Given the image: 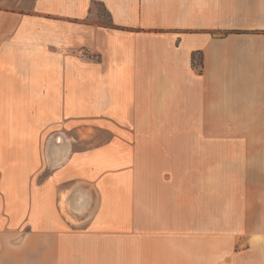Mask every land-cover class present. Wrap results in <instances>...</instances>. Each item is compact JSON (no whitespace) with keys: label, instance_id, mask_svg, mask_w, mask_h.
Returning <instances> with one entry per match:
<instances>
[{"label":"crops","instance_id":"obj_1","mask_svg":"<svg viewBox=\"0 0 264 264\" xmlns=\"http://www.w3.org/2000/svg\"><path fill=\"white\" fill-rule=\"evenodd\" d=\"M94 4L107 23L91 19ZM73 128L75 142L111 137L74 151L59 135ZM173 135L184 146L194 136L196 149L182 264H264V0L0 5V264H109V252L116 264L156 263L140 208L154 166L142 153Z\"/></svg>","mask_w":264,"mask_h":264},{"label":"rangeland","instance_id":"obj_2","mask_svg":"<svg viewBox=\"0 0 264 264\" xmlns=\"http://www.w3.org/2000/svg\"><path fill=\"white\" fill-rule=\"evenodd\" d=\"M30 2L31 0H0V5L3 8L14 11H28ZM91 12V19L93 21L107 23V13L102 6L94 4L91 7ZM165 124L172 132H180L185 128V123L183 122H165ZM186 125L189 133L197 127L195 121H188ZM77 127H87V122H77ZM218 127L224 130L233 126L228 121H220ZM76 128L72 130H59L61 132L59 135L64 136L67 142H73L71 148L74 151L89 149L108 141L111 137L109 131L100 129L96 131L91 139L75 142L77 138ZM220 140L221 148L217 156L223 162L227 160L226 137H221ZM183 141L184 139L179 135L167 136L161 139L157 137L155 139V151L142 153L143 160L154 166L150 168L151 174L155 177L153 184L150 182L149 186H141V195L144 197V200L143 205H141L142 207H140L141 209H149L150 224L154 223L156 228L153 241H150V244L154 242V252H157V255H162L155 258L156 263L154 264H182V259H184L183 251H185L186 245L182 233L185 230L183 226L186 225L188 226V230H192L190 227H194L195 225L197 188L195 183V137L189 135L187 146H184ZM58 142H60V139ZM44 156L45 158L51 157L52 153L50 151L45 152ZM144 170L145 174H149L148 170ZM45 175L46 172L43 171L37 178V181H41ZM148 188L150 191L147 190ZM152 188L155 192H152ZM131 221L132 214L129 212H125L120 217V224L123 226L131 224ZM142 221L141 217L140 223ZM122 257L125 258V255L122 254ZM113 259L110 257L109 252V264H116L115 262L119 261ZM123 262L125 263V261Z\"/></svg>","mask_w":264,"mask_h":264},{"label":"built area","instance_id":"obj_3","mask_svg":"<svg viewBox=\"0 0 264 264\" xmlns=\"http://www.w3.org/2000/svg\"><path fill=\"white\" fill-rule=\"evenodd\" d=\"M79 56L81 58H92V59H99V55L97 53H89L87 51L81 50Z\"/></svg>","mask_w":264,"mask_h":264},{"label":"trees","instance_id":"obj_4","mask_svg":"<svg viewBox=\"0 0 264 264\" xmlns=\"http://www.w3.org/2000/svg\"><path fill=\"white\" fill-rule=\"evenodd\" d=\"M192 58H193V62H195V57H194V55H193ZM197 64H198V65H202L201 61H199Z\"/></svg>","mask_w":264,"mask_h":264}]
</instances>
